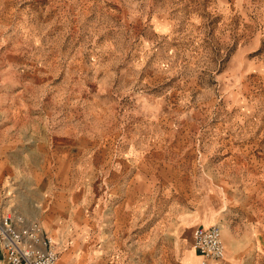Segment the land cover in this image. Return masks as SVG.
I'll return each instance as SVG.
<instances>
[{
  "label": "rangeland",
  "instance_id": "obj_1",
  "mask_svg": "<svg viewBox=\"0 0 264 264\" xmlns=\"http://www.w3.org/2000/svg\"><path fill=\"white\" fill-rule=\"evenodd\" d=\"M4 71L104 264H264V0H0Z\"/></svg>",
  "mask_w": 264,
  "mask_h": 264
},
{
  "label": "crops",
  "instance_id": "obj_2",
  "mask_svg": "<svg viewBox=\"0 0 264 264\" xmlns=\"http://www.w3.org/2000/svg\"><path fill=\"white\" fill-rule=\"evenodd\" d=\"M3 73L4 84L0 89V206L3 210L10 209L39 220L45 232L55 239L60 253L57 264H89V261L104 264V252L88 249L91 220L82 209L72 204L65 191L53 184L52 176L43 174V161L57 163L52 146L27 128L26 98L9 91L11 86L21 84L15 83L16 80L12 82L8 71ZM37 187L49 190L51 197L40 195ZM192 233L191 248L186 252L192 251L195 264H198L199 255L192 246ZM231 260L226 248L225 264H231ZM0 264H5L1 250Z\"/></svg>",
  "mask_w": 264,
  "mask_h": 264
},
{
  "label": "built area",
  "instance_id": "obj_3",
  "mask_svg": "<svg viewBox=\"0 0 264 264\" xmlns=\"http://www.w3.org/2000/svg\"><path fill=\"white\" fill-rule=\"evenodd\" d=\"M0 74V88L2 86ZM192 246L200 264H225L226 248L219 224L196 226ZM0 250L5 264H56L60 253L54 237L45 232L38 219L0 206Z\"/></svg>",
  "mask_w": 264,
  "mask_h": 264
},
{
  "label": "bare ground",
  "instance_id": "obj_4",
  "mask_svg": "<svg viewBox=\"0 0 264 264\" xmlns=\"http://www.w3.org/2000/svg\"><path fill=\"white\" fill-rule=\"evenodd\" d=\"M212 225V224H211ZM205 227H207V226H205ZM55 240V239H54ZM59 260V259H58ZM58 260H57V262H58ZM189 260H190V258H189ZM57 262H56V264H57ZM198 264H200V260H199V258H198Z\"/></svg>",
  "mask_w": 264,
  "mask_h": 264
}]
</instances>
